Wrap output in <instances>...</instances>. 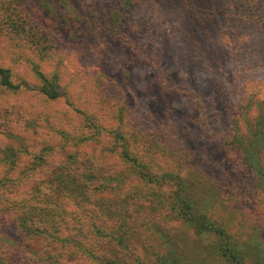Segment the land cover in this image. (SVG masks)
Returning <instances> with one entry per match:
<instances>
[{"label":"rangeland","instance_id":"374dc122","mask_svg":"<svg viewBox=\"0 0 264 264\" xmlns=\"http://www.w3.org/2000/svg\"><path fill=\"white\" fill-rule=\"evenodd\" d=\"M72 1L75 12L71 25L58 24L31 6L20 13V20L26 22L19 30L5 24L4 15L7 7H20L0 0V58L12 66L16 81L25 78L37 83L36 65L47 78L57 81L62 93L55 101L34 91L13 94L0 111L3 151L19 149L29 151L36 161L41 155L48 160V167L38 164L29 187L39 181L51 182L54 168L71 182L70 174L79 177L86 171L82 161L92 164L100 160L110 165V175L119 178L113 180L116 187L107 186L98 194L103 199L101 210L112 211L110 226L96 212L80 208L61 192L55 193L73 219L69 235L83 237L84 245L104 247L100 250L103 260L96 264H116L106 261L113 254L105 250L111 243H98L104 235L110 238L116 225L122 227L116 233L118 241L120 235L128 236L131 249L149 264H166L171 249L185 258V264H231L219 254L222 242L215 231L198 232L189 215L203 216L201 219L222 227L239 246L250 248V243L258 240L264 251V185L254 174L235 178L242 164L228 144L237 130L249 135L252 127L248 120L261 115L264 53L251 60L238 45L227 57L211 52L215 65L202 66L188 46L193 33L200 45L203 32H196L200 26L190 22L189 12L181 5L184 0H136L132 13L136 24L129 29L111 27L109 0ZM149 24L152 27L146 31ZM176 74L180 79H175ZM83 113L106 130L99 138L78 146L73 144L76 138L67 140L62 131L81 138L85 134ZM73 115L76 119H71ZM119 123L125 132L129 127L130 146L139 153L144 171L155 173L159 181L146 182L139 174H130V166L115 153L119 142H112L110 135L119 131ZM176 129L187 130L197 152L188 150L174 134ZM22 153L18 165L4 167L0 177L10 175L11 181L21 178L19 171L30 165ZM196 153L204 159L203 164L195 161ZM260 156L264 165V147ZM234 178V182H227ZM184 187L186 193L182 192ZM13 188L14 195L17 187ZM0 191L6 192L0 196V209L8 210L4 199L7 189ZM51 193L40 197H52ZM190 202L193 208L184 213ZM115 205L130 217L116 214ZM9 214L15 217L14 208ZM99 228L102 236L96 234ZM67 245L21 233L8 218L0 224L2 264H40L41 256L66 252ZM79 262L73 258L71 264H82ZM254 263L251 258L245 262Z\"/></svg>","mask_w":264,"mask_h":264},{"label":"trees","instance_id":"16d2710c","mask_svg":"<svg viewBox=\"0 0 264 264\" xmlns=\"http://www.w3.org/2000/svg\"><path fill=\"white\" fill-rule=\"evenodd\" d=\"M8 1L10 2L8 4L15 3V6L20 7V9L16 7H7V13L4 15L5 24L8 26L16 25L19 30H21L19 26L24 28L23 24L26 22L20 20L22 18L20 13L26 10L25 7H36L49 14L56 23L62 25H71L72 16L75 12V6L72 0ZM109 3L111 9V27L129 29L131 24H136L132 19L136 0H109ZM181 5L189 12L191 16L190 22L193 21L197 28L200 26L196 32H203L202 35L199 34L201 36L200 45L196 44L198 42L196 40V33H193L191 35V45L188 46L189 52L196 53L197 60L202 66L211 68L215 65L211 57V52H219L227 57V55L231 53V50L233 52L236 51L235 49L238 45L245 49L244 53L246 57L251 60L258 59L261 56L260 54L262 52L264 53L262 49L264 47V0H200V2L196 0H184ZM151 27L150 24L146 25L145 30L147 31V29ZM192 29L194 30V28ZM233 46L234 48L232 49ZM195 63L197 64L196 61ZM34 73L40 83H33L25 78H22L21 81H16L12 66L8 65V63L0 58V111L4 110L7 98L21 92L29 93L34 91L33 93H40L39 95L42 94V96L47 97L46 99L51 101L58 100L59 97L62 96L61 87L57 81L47 78L36 65L34 66ZM180 76V74H176L175 79H180ZM260 110L261 115L258 118L255 120H248L250 127H252L250 134L243 136L238 133L237 130L228 144L232 152H237L236 154H238L242 164V168L237 172L238 175H236L235 178L240 175L245 177V175L254 174L264 185V165L260 156V149L264 147V106H261ZM83 115L86 121L82 124V131L85 132V134L81 138L78 139L75 133L66 130L62 131L63 136H67V140L72 137L73 139L76 138L77 141L73 144L78 146L85 144L87 139L93 140L99 138L101 131L106 130L100 123L92 122L88 114L83 113ZM71 119H76V117L73 115ZM121 125L122 123H119V131H113L110 135L112 142H119V148L115 147V153L119 155L124 165L127 164L130 166V174L131 172H135L146 182L159 181L156 180L158 177H156L155 173L144 171L141 157L140 155L138 156L139 153L137 152L138 154H136L134 148L130 146L127 135L129 127L126 129L127 132H125L122 130ZM89 128H91V130ZM186 132L187 130L181 131V129H176L174 134L178 135L184 141L189 147L188 150L194 149L197 152L198 146L195 142L190 141V139L188 140ZM2 143H4V138H0V167H2L0 172H3L4 167L6 169L15 168L20 162V153H22L19 149L10 148L3 151V148H1ZM29 154V151L22 153V159H27L30 165L19 171L21 174L20 179L16 178L17 181H15L13 178L11 181L10 175L0 177V188L7 189L8 193L4 198L7 200V206L12 210L14 208V212L16 213L15 217L12 218L9 216V209H0V214L8 216L4 217L0 215V224L2 225L4 219L6 220V218H8V220L10 219L14 222L15 227L21 233L49 237L56 241L69 243V245L64 246L68 253L61 252L48 256H41L40 264H43V262L45 264H71L73 258H76L80 261L79 263L82 264H96L98 259L103 260V255L100 251L104 249L102 245L98 246L97 243H93L90 246L84 245L82 241L83 237L78 239V236L75 234L69 235L67 229L70 228V223L73 219L68 216L69 211L63 208L61 201L59 202L56 199L55 193L61 192L65 198L72 200V203L76 202L80 208L96 212V216L100 217L109 225L111 210L107 212L103 209L101 210V206L103 205L101 201L103 199L99 198L98 194L101 193L104 188H107V186L112 188L116 187V182L113 181L115 175H110V165L101 163L100 160L92 164H89L90 161H82L81 164L85 167L86 171L79 177L70 174L71 182L68 181L66 177V179L62 178L60 172L54 168L51 172V182L44 183L39 181L29 187L32 180L30 176L38 168V164L40 163L41 166L45 165L46 167L49 166L48 160L43 159V155L36 161L31 158ZM196 155L198 158H196L195 161H197L198 164H203L204 159L200 157L198 153H196ZM70 163H72V161H70ZM170 174L175 173L170 172ZM235 178L227 182H234ZM184 181L186 183V180H181V183ZM94 182L97 183L95 187L93 185ZM19 186L22 192H20ZM13 187H17V193L14 195L12 191L14 190ZM200 188L203 187L200 186ZM200 188L199 190L201 191ZM51 191H53V193H51ZM237 191L239 192L238 188ZM45 192L51 193L52 197L46 199L40 197L41 194ZM182 192L186 193V187L183 188ZM4 194H6L5 191L2 193L0 191V196ZM126 199L128 202V195ZM193 201L195 200L193 199ZM190 208H193L191 202L186 204L184 213H188ZM114 210L120 213L116 214L120 216L122 214L124 218L130 217V215L124 213L126 211L119 206L115 205ZM190 214L196 216L193 213ZM201 217L203 216L191 217L189 215L188 220L195 224L197 231L200 233H204L210 229L215 231L222 242L220 243L222 248L219 254L229 263L245 264L247 259L251 258L255 261L254 264H264L263 243L259 244V241L256 240L255 244L253 242L250 243V248L239 246L225 229L211 223L209 219H201ZM117 228L119 229L117 230ZM121 228V225H116L110 238L104 235L98 240V243L100 242L102 244L108 241L111 243L105 250L107 252L111 251L113 254H110L111 257L106 258V261L116 264H149L144 258L137 255L135 251L131 249L133 246H130L131 239H129L128 236L124 237L120 235L118 241L116 233L120 232ZM101 230L102 229L99 228L96 231L98 236H102ZM122 233H124V231H122ZM106 238L107 240L103 241V239ZM113 242L115 243L112 244ZM129 256L131 259H134L133 262L129 260ZM165 258L167 260L166 264H176L175 261L178 264H185V258L178 256L172 249L168 257ZM2 259L3 258H1V261ZM7 264L17 263L9 262Z\"/></svg>","mask_w":264,"mask_h":264}]
</instances>
